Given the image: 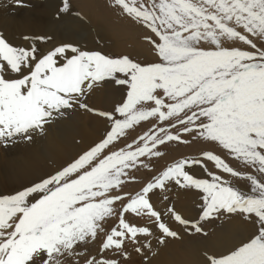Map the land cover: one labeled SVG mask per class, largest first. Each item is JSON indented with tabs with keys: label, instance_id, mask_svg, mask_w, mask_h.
<instances>
[{
	"label": "snow or ice",
	"instance_id": "6c2138e0",
	"mask_svg": "<svg viewBox=\"0 0 264 264\" xmlns=\"http://www.w3.org/2000/svg\"><path fill=\"white\" fill-rule=\"evenodd\" d=\"M14 3L23 6L22 0ZM114 5L155 34L158 40H146L158 62L142 65L72 45L39 54L35 46H13L0 34V144L32 141L46 131L45 124L77 107L110 123L104 138L67 165L15 194L0 195V264H69L70 258L72 264H120L100 254L110 250L127 259L126 242L152 235L125 214L149 217L163 234L161 244L166 237L179 238L150 202L149 194L170 181L203 193L197 221L167 209L186 229L199 233L200 221L225 213L241 214L254 228L227 253H206L207 264H264V0H114ZM69 8L64 0L61 11ZM109 79L127 85L126 100L112 111L90 108L87 94ZM150 120L159 126L117 148L127 130ZM197 140L215 144L254 174L204 150L199 158L173 163L134 195L124 191L135 180L131 170L149 168L142 157L163 155L160 146L173 141ZM204 161L247 181L248 190L210 172ZM193 165L210 179L190 174ZM113 220L118 223L108 229ZM101 235L100 253L91 255L87 248Z\"/></svg>",
	"mask_w": 264,
	"mask_h": 264
},
{
	"label": "rangeland",
	"instance_id": "374dc122",
	"mask_svg": "<svg viewBox=\"0 0 264 264\" xmlns=\"http://www.w3.org/2000/svg\"><path fill=\"white\" fill-rule=\"evenodd\" d=\"M68 2L70 8L67 12L61 11V9L63 8L64 0H22L23 6H17L14 3V0H12V2L0 5V18L8 16L11 18L10 23H6L8 24V29L4 32L2 30V24L4 25L5 19H2L4 23H0V34H2L3 37L13 46L24 48H31L32 46H35L38 49L39 54H46L49 50L58 46L72 45L85 51H99L101 52V54L113 58L128 56L134 62H138L142 65L158 62L159 58L154 51L153 45H151L146 40V37H151L153 40H158V38L154 33L145 28L141 23H138L134 19L130 18L122 11V9L115 6L114 0H68ZM82 14L84 15L82 16ZM43 18H45V21L43 20ZM44 23L45 26H43ZM25 26L28 29H26ZM18 29L23 30L24 33L21 34V32H18ZM39 31H41V33ZM25 37H27V39H25ZM39 37H44L45 39L40 40ZM57 38L58 40H56ZM232 46L240 47L242 49L250 51L252 50L246 45L241 44L240 42H234ZM117 75L122 77V74ZM99 87L107 94L109 93L108 95L112 94V100L115 101V106L121 104L124 100H126L127 85H118L114 80L109 79L101 82ZM91 94H93L92 91L87 94L86 103L89 97L92 96ZM78 109L79 108L77 107L73 110H66L63 116L58 115L57 118L50 124H45L44 128H46V131L43 134L36 135L32 141H28L25 139L21 140V138H17L15 143H10L7 145L0 144V166H2V168H5V166L3 165L4 163L2 162L3 160L7 159L9 161V158H16V155L23 152L27 148L37 149L36 146L39 147L41 140L44 139L46 135L53 129L56 131L62 129L64 132L65 128L62 127V125L65 122H69L72 125L89 122L90 118L89 115L85 113L86 109H80V113L82 114L77 113ZM100 119L102 121L101 127L96 136H94V142L89 143V145L86 144L84 149L80 148L81 145L79 142H72L73 144H70L72 145L70 146V149H73V151L69 152L63 166L73 161L84 151L88 150L91 146L104 138L105 133L110 130V123L104 117H101ZM158 126V122L155 120L141 122L139 125L135 126L134 129L127 130L126 138L122 137L119 141L116 142L117 148L125 146V144L130 143L132 140L138 139L140 135L149 131V129ZM170 131L173 134L177 133V129L175 128L170 129ZM183 138L190 139V137L188 136H184ZM160 147L161 151L164 153L163 155L159 157L153 156L151 157V159L146 157L141 158L144 163L149 164V168L138 167L137 169L131 170V175L135 177V180L126 183V185L124 186L125 192L134 195L136 192L140 191L148 182L152 181L154 177L159 176L173 163L181 159L191 160L193 158H199L202 151L204 150H212L215 153L219 154L222 158L225 159L227 163H229L230 166L238 171L254 174L252 169L246 168L236 160L230 158L225 151L221 150L215 144L205 143L200 140L193 141L188 144L173 141ZM15 153L17 154L15 155ZM1 158L4 159L1 160ZM204 163L206 164L210 172H214L223 176L224 179L230 180L232 183L238 185L242 190H248L247 181L233 178L228 174L220 172L215 168L212 162L204 161ZM187 170L190 172V174H193L197 178L210 179V177H206L204 170L199 165H193ZM2 171L6 172L4 170ZM166 183L168 184L165 185V188L160 189V194L157 192V190L159 189H155L153 191L154 193L152 192L153 194H150H152V196L156 198L155 200L159 204L157 206V210L163 214V219L168 223L171 229H173L174 231L176 230V232L178 233L179 238H176L174 240L175 242H178L176 244L184 249L186 253H188L187 251H189L188 254L191 253L190 258L192 259L190 261V264H207V260H205L206 262L204 261V259H206V255L203 256L204 251H206L208 254L215 253L217 255L223 254L225 252L227 253L229 249L238 245L239 242L247 241L253 233L254 228L250 221L245 220L244 217L239 213H225L221 216H216L208 220L200 221L202 231L199 233H197L195 229L191 227H188L186 229L184 226L180 225L178 222H175L170 218V214L167 213V209L169 207H172L176 212L179 211L177 213H179L183 218L190 221H197L199 220V217L201 215L203 193L195 189H189L191 190L189 191V197L187 196L185 201L179 202L180 197H182L183 195V189L180 188L174 181ZM21 190L23 189H20L18 191ZM18 191H13L8 195L15 194ZM176 205H178L177 208ZM125 216L126 219H130L129 221L135 226H147L150 229L151 233H154L152 236H157L156 234L161 233L159 230H157L158 227L155 228L156 225L147 216L138 217L134 214H125ZM116 223H118V221L116 222V220L110 221L106 227L110 229L111 227L115 226ZM181 235H183L184 237ZM102 236L103 235H101L96 241H94V243H90L87 248L88 253H90L91 255L97 254V252H94V250H96V248L103 243L102 240H100L102 239ZM97 241L99 242L98 244ZM222 244H227L230 247L228 246L222 248ZM139 246V243L134 244L132 242H126L125 247L128 254L127 259H125L121 255L118 256L116 253H114V255L116 256L115 259L119 262L121 261V264H141L142 262L139 260V252H141L142 250H140L139 252L136 251V248ZM209 246L211 248H209ZM189 247L190 249L192 247V249L190 250ZM196 247L198 248L196 249ZM199 250L201 251L200 261V255H198V253L200 252ZM107 252H104V254ZM206 252L204 253L206 254ZM107 254L105 255V257H107ZM191 255L194 256L192 257ZM194 257H196L195 259L198 258V262L197 260L194 261ZM128 258H130V260H128ZM106 259H108V257ZM69 264H72V258L69 259Z\"/></svg>",
	"mask_w": 264,
	"mask_h": 264
},
{
	"label": "bare ground",
	"instance_id": "6f19581e",
	"mask_svg": "<svg viewBox=\"0 0 264 264\" xmlns=\"http://www.w3.org/2000/svg\"><path fill=\"white\" fill-rule=\"evenodd\" d=\"M9 2H12V0H0V5H3L5 3H9ZM82 3H83V1H82ZM87 3H89V2H87ZM0 13H1V8H0ZM83 15L84 14H82V16ZM2 19H5V21H4L5 23L2 21ZM35 19H37V18H35ZM44 19L45 18H43V20ZM10 20H11V18L9 16L0 18V23H4V25L2 24L3 32L8 29V24H6V23H10ZM26 26H25V28H26ZM43 26H45V23ZM26 29H28V28H26ZM10 30H8V31H10ZM74 30H75V28H74ZM31 31H33V30H31ZM18 32H21V34L24 33L23 30H19ZM39 32L41 33V31H39ZM26 34H27V32H26ZM15 36H16V34H15ZM56 40H58V38ZM124 89H125V87H124ZM92 92H93V94H91L92 96H90L89 99L87 100V104L89 105L90 108L95 109L97 111H112L114 109L115 101L112 100V98H113L112 94H111L112 92L110 93L111 95H108L109 93L107 94L99 86L95 87ZM77 111H78L77 113H80V108ZM85 113H87L89 115V118H90V121L88 120L89 122H84V123L76 124V125H74V124L72 125L69 122H65V123L63 122L64 124L62 125V127L65 128L64 132L62 129L59 131L58 130L56 131L53 129L50 133H48L46 135V137L44 139L41 140L39 147L36 146L37 149L27 148L23 152L20 151L21 153L17 152V153H19L18 155H16L17 153H15V155L17 157L16 158H14V157L9 158L10 159L9 161L7 159L3 160L4 158L3 159L1 158V160H3L2 162L4 163L3 165L5 166L6 169L2 168V166H0V195H8L9 193H12L13 191H18L20 189H24L25 187L31 186L34 182H38L41 178H44V177L48 176L49 174L54 173V171L57 170L58 168H61L65 164V160L67 159L69 152L73 151V149H70V146H72L70 144H73L75 142H79L81 145L80 148L84 149L86 144L89 145V143H93L94 142V136H96L97 132L99 131V129L101 127V123H102V121L100 119L101 117L96 115L95 112H90L88 110H86ZM80 114H82V113H80ZM71 119H72V117H71ZM73 119H75V118H73ZM2 170L6 171V172H3ZM166 184H168V183H166ZM189 191H191V190L183 189V192H182L183 195L180 193L182 195V197H180L179 202H183L186 200L187 196L189 197V193H190ZM157 192L160 194L161 190L159 189V190H157ZM152 194H149L150 195V202L157 209V206L159 204L156 202V200H155L156 198H154L152 196ZM177 206L178 205H176V208H177ZM177 212H179V211H177ZM155 228H157V227H155ZM157 230H159V229H157ZM152 235L148 236L147 238H145L144 236L138 237V240H139L138 243L140 245L139 248L142 250L141 252H139V258H140L139 260L142 262L141 264H190V261L192 259V258H190L191 253L188 254L189 251H187L188 253H186V251L184 249L179 247L176 244L178 242L174 241L176 238L166 237V238H164L165 243L161 244L159 242V240L163 234L158 233V234H156L157 236H152ZM181 236H183V235H181ZM100 240H102V242H103V236H102V239H100ZM92 243H94V242H92ZM98 243L99 242L97 241V244ZM145 245H147V246H145ZM228 246L229 245H227V244L221 245L222 248L228 247ZM100 247H101V245H99L96 248V250H94V252H97V254L100 253ZM197 248L198 247H196V249ZM209 248H211V247L209 246ZM189 249H190V247H189ZM191 249H192V247H191ZM186 250H188V249H186ZM204 252H206V251H204ZM204 252H203V256L205 255ZM210 252H211V250H210ZM107 253L100 254V258H103V259H106L107 257H108V259H115L116 258V256L114 255V252L109 250ZM200 253H201V251L198 253V255H200L199 261L201 259ZM212 253H213V251H212ZM106 254H107V257H105ZM192 254H194V253H192ZM195 254H197V253H195ZM191 256L193 257L194 255H191ZM135 258H137V257H135ZM195 258L196 257H194V259ZM128 260H130V258H128ZM196 260L198 262V258L195 259L194 261H196ZM205 260L206 259H204V261Z\"/></svg>",
	"mask_w": 264,
	"mask_h": 264
}]
</instances>
